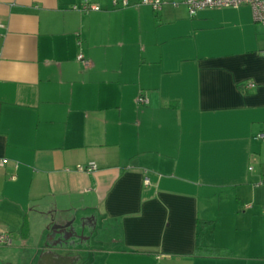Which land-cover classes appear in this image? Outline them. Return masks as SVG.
<instances>
[{"label":"crops","instance_id":"crops-1","mask_svg":"<svg viewBox=\"0 0 264 264\" xmlns=\"http://www.w3.org/2000/svg\"><path fill=\"white\" fill-rule=\"evenodd\" d=\"M127 1L0 0V232L37 264L91 239L103 264H264V27ZM201 233L233 257H193Z\"/></svg>","mask_w":264,"mask_h":264},{"label":"built area","instance_id":"built-area-1","mask_svg":"<svg viewBox=\"0 0 264 264\" xmlns=\"http://www.w3.org/2000/svg\"><path fill=\"white\" fill-rule=\"evenodd\" d=\"M111 3L113 6L121 5L122 7H127L129 5L127 0H111ZM181 3L186 7L190 16L207 8H237L241 5H247L251 10L253 21L264 27V0H182ZM162 4V0H139L136 5H146L151 7L153 11L158 12ZM176 5L178 4H174V6ZM73 9L82 12L99 11V7L96 4H90L89 0H82L81 5L79 7L73 6ZM261 56L264 57V50L261 52ZM78 60L86 65L82 55L78 56ZM249 87H253V84H249ZM136 102L139 105H147L148 99L144 94H139ZM257 138L264 140V132L259 133ZM95 169L93 164L87 167L77 166L78 171L91 172ZM144 183H148L147 178L144 179ZM11 245V237L7 233L0 232V247H10Z\"/></svg>","mask_w":264,"mask_h":264},{"label":"rangeland","instance_id":"rangeland-1","mask_svg":"<svg viewBox=\"0 0 264 264\" xmlns=\"http://www.w3.org/2000/svg\"><path fill=\"white\" fill-rule=\"evenodd\" d=\"M19 242L20 239L13 240L10 247L0 249V264H37L38 256L36 253L31 250L21 249ZM67 243L69 244L70 242L67 241ZM85 245L89 247L91 253H80L82 255L79 257L70 255L72 262L74 264H103L101 259L92 258V251L97 247L95 240L91 239V241Z\"/></svg>","mask_w":264,"mask_h":264},{"label":"trees","instance_id":"trees-1","mask_svg":"<svg viewBox=\"0 0 264 264\" xmlns=\"http://www.w3.org/2000/svg\"><path fill=\"white\" fill-rule=\"evenodd\" d=\"M197 225L202 231L208 230L212 226L211 221H197ZM21 232L25 235L27 233V223L22 225ZM193 257L196 258H213V259H228L232 258L233 255L231 251L223 247L208 246L203 243L202 233L198 235L196 239L195 249L193 252Z\"/></svg>","mask_w":264,"mask_h":264}]
</instances>
